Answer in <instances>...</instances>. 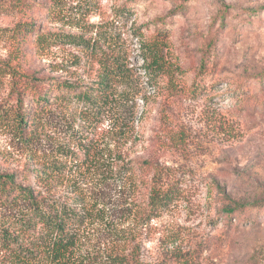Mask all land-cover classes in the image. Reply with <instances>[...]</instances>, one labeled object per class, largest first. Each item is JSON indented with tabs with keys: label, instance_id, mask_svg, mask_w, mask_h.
<instances>
[{
	"label": "rangeland",
	"instance_id": "374dc122",
	"mask_svg": "<svg viewBox=\"0 0 264 264\" xmlns=\"http://www.w3.org/2000/svg\"><path fill=\"white\" fill-rule=\"evenodd\" d=\"M20 1L0 0V60L37 80L0 71V173L51 171L28 184L69 213L75 244L56 263L44 227L19 222L27 204L0 206V264H264V11L249 12L264 0H190L181 11L179 0ZM24 22L34 31L17 34ZM155 38L180 91L147 70L143 43ZM42 78L76 90H52L38 109ZM20 113L35 117L24 132ZM136 160L167 174L157 217L142 181L152 170L132 169ZM218 187L262 203L227 215Z\"/></svg>",
	"mask_w": 264,
	"mask_h": 264
},
{
	"label": "trees",
	"instance_id": "16d2710c",
	"mask_svg": "<svg viewBox=\"0 0 264 264\" xmlns=\"http://www.w3.org/2000/svg\"><path fill=\"white\" fill-rule=\"evenodd\" d=\"M15 1H17V5L22 4L20 0ZM179 1L180 3L177 5V7L180 11L187 8L190 2V0ZM261 10L264 11V6L260 9L250 10L249 12L252 15H256L259 14ZM33 25V23L29 24L27 22H24L23 24L20 23L16 30L17 34L23 32L30 34L34 31ZM45 37L46 36L43 34H36L35 42L37 44H41L45 41ZM212 53V50L210 47H208V50L202 57L200 73H203L202 71H204V69L207 67V64L210 62L212 57ZM143 58L147 63V70L150 73L154 83H158L161 79L167 78L168 84L173 86V88L175 87V91H180L178 82L179 78L177 75V71L180 70L178 69V66H175V63L169 57H167L164 44L158 38L143 43ZM5 70H8V73H10L15 78L17 76L20 79H36L33 74L23 72L21 69L16 67L15 64L10 63V61L0 60V71ZM38 81L44 84V90L34 92L37 94V96H34V101L38 104V109L41 108V110L47 108V104L50 103L52 94L49 93L52 92V90L65 89L66 94L76 90V85L69 84L66 81L61 82L56 78H42ZM101 84L105 85V82H101ZM13 85L16 87V81L13 82ZM17 91L18 97L22 101L23 93H26V87L22 88L19 86ZM80 98L85 101L92 102V92L86 89L84 92H81ZM18 120L21 125L22 132H24V128L30 125L31 120L33 121L32 123H35V117H26V114L24 113L19 114ZM132 169L152 170V178H149L147 175L142 181L145 183L147 181L149 188V204L152 205V214L150 218L157 217L160 209L171 199V193L163 188L165 185L164 179L167 175L164 166L153 160H136L133 161ZM35 171L36 173L32 179L35 178L44 182L50 179L49 174L51 171ZM25 173L20 175L12 172L0 173V206L12 205L18 207L20 203H26L27 211H23L21 213L19 219L20 224H23L26 227V230H31L38 224L43 226L45 233L41 234V236H43L44 241H48L49 246L53 251L54 261H56V263H60L66 259L68 253L75 244V238L66 226V224H69V219L67 218L69 213L65 210L59 212L57 205L53 203V199L48 198L47 196L43 195L41 191L36 190L35 187L28 184V181L32 179L30 178L29 172L26 174ZM140 175L143 177L142 174ZM218 189L220 193L224 195L225 199L230 201L229 204L223 208V211L227 215H232L234 212H236V210H244L248 206H259L262 203L261 200H257L252 203L242 202L241 200L231 197V195L226 192L224 188L218 187ZM231 203H234V206H232ZM8 235L12 238V241H14L12 242L14 245L18 246L20 244L18 236L13 238V235ZM24 254L27 253L25 252ZM121 259L123 261H128L129 263L131 261L127 260L126 257ZM133 261L134 264H152L143 261L140 256L133 258ZM182 261L189 263L190 260L186 259Z\"/></svg>",
	"mask_w": 264,
	"mask_h": 264
}]
</instances>
